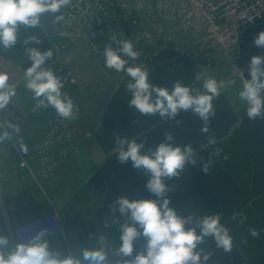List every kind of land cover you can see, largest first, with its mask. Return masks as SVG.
I'll list each match as a JSON object with an SVG mask.
<instances>
[{
	"label": "crops",
	"instance_id": "1",
	"mask_svg": "<svg viewBox=\"0 0 264 264\" xmlns=\"http://www.w3.org/2000/svg\"><path fill=\"white\" fill-rule=\"evenodd\" d=\"M52 19L45 15L40 29H22L15 47L0 51V72L9 76L16 97L21 98V102L16 98L21 105L0 110V124L11 134L10 140L0 144V233L8 234L15 244L13 227L17 223L55 210L60 230L48 238L53 248L64 254L75 252L85 246H98L97 238L103 235L110 242V257L120 235L119 225L113 221L119 219L122 223L124 218L118 211L113 216L109 206L120 196L155 199L145 187L149 177L134 169L131 161H117L113 133L144 142V152L163 141L165 132H171L175 144L193 146L198 162L186 165L179 178L165 181L173 189L167 193L170 206L181 215L220 212L221 222L233 237L231 253L217 249L211 238L200 246L211 253L207 264H264V118L248 119L246 105L238 98L240 73L250 78V57L264 56V48L254 45V38L264 30V16L239 32L232 30L223 36L216 33L206 48H198L193 55L178 48L176 41V46L160 45L126 65L145 64L151 83L169 89L177 80L193 84L195 75L202 71L217 81L236 79L214 99L215 116L210 119L208 133L201 132L203 121L190 111H181L175 120L168 121L158 114L142 116L129 108V77L107 69L104 58L99 59L102 63L100 72H96V85L91 81L94 78L75 84L68 74L79 68L87 74L96 59L84 56L89 44L82 34L72 27L65 28L64 22L53 25ZM192 19L200 22L195 15ZM133 34L135 41L149 37L147 31L142 33L136 28ZM28 35H36L41 43L26 46L23 41ZM66 40L69 43L59 47ZM26 47L41 51L51 48L54 57L44 67H51L60 78L67 73L62 91L76 104L71 121L62 120L53 109L35 107L32 93L23 83V69L31 63L25 56ZM104 49L98 45L100 57ZM63 56L65 60H61ZM197 87L202 90V82ZM78 102H82L80 106ZM9 124L13 127H7ZM16 125L19 133L14 131ZM210 137L215 138V144H208ZM21 139L28 145L27 154L19 149ZM217 148L220 154L213 155ZM209 158L213 163L204 174L202 164ZM233 213L237 214L235 219ZM253 228L259 232L257 237L250 234ZM139 242L143 246V239Z\"/></svg>",
	"mask_w": 264,
	"mask_h": 264
},
{
	"label": "clouds",
	"instance_id": "2",
	"mask_svg": "<svg viewBox=\"0 0 264 264\" xmlns=\"http://www.w3.org/2000/svg\"><path fill=\"white\" fill-rule=\"evenodd\" d=\"M72 4L73 0H0V51L13 49L22 29H40L41 18L45 15L53 17V25H60L65 21L62 9ZM23 43L26 46L33 43L38 45L41 40L36 35H28ZM115 44V48L111 45L105 47L104 65L109 70L129 77L126 82V90L131 94L129 108L142 116L158 114L161 119L168 121L175 120L181 111H190L203 121L201 132H209L210 119L215 116L214 99L224 89L234 85L236 79L217 81L202 72L195 75V82L191 85L177 80L171 89L161 87L151 83L150 72L145 64L126 67L129 60L135 61L140 56L133 40L117 39ZM254 45L264 48V30L256 35ZM25 56L31 63L23 69V83L32 93L35 107L53 109L59 118L71 121L76 104L67 92L62 91L64 84L61 78L51 67H44L46 61L54 57L53 50L26 47ZM124 56L128 59H124ZM247 71L250 78L240 73L238 98L246 105L248 119L264 118V56L252 55ZM201 82L202 90L197 87ZM16 94L15 86L9 83V76L0 72V110L6 108ZM14 131L20 132L18 125L14 126ZM113 135V151L117 161L120 164L131 161L134 169L143 171L149 177L145 187L155 196V199L120 196L114 205L109 206L113 216L118 211L120 217L124 218L122 223L119 219L113 221L119 225L121 241L114 252L123 259L113 261L109 258L110 242L103 235L97 238L98 246H85L64 254L50 245V241L45 239L48 230L42 228L26 240L17 239L15 244L8 234L0 233V264H207L211 253L200 246L209 238L214 240L217 249L225 253L232 252L233 237L230 229L221 222L220 212L202 216L191 212L181 215L170 206L171 199L167 193L173 189L165 181L179 178L186 165L197 164L198 154L191 144L177 145L172 133L165 132L164 140L155 148L142 152L144 142L118 133ZM10 139L11 134L4 124H0V144ZM215 143L214 137L208 139L209 145ZM18 145L22 153H28V145L22 139ZM220 152L221 149L217 148L213 155H219ZM224 158L227 159V156ZM212 163L211 158L204 162L201 172L208 174ZM236 215L233 213L232 218L235 219ZM20 231H17V236ZM250 234L257 237L259 232L253 228ZM140 239L144 241L143 247L135 251V242Z\"/></svg>",
	"mask_w": 264,
	"mask_h": 264
},
{
	"label": "rangeland",
	"instance_id": "3",
	"mask_svg": "<svg viewBox=\"0 0 264 264\" xmlns=\"http://www.w3.org/2000/svg\"><path fill=\"white\" fill-rule=\"evenodd\" d=\"M120 2L124 3L122 4V9L125 11L127 7L130 14L125 18H122L124 17L123 14L120 17L118 15V24L114 27H110L109 32L108 30L107 32L104 30V34L109 33L112 38H109V36H103L98 37L95 40H90L85 36L81 37L89 44L87 45V55L85 54L84 56L86 58L90 57V59H96V61L92 60L89 68L86 70L88 72L87 74L84 71H80V68L76 71V73L68 74V77L74 79L73 82L75 84H79L78 80L81 84L94 78L91 81L94 85H96V81L98 79H96V72L98 69L100 72L99 66L102 63L99 59L104 58L100 57L98 45H101L104 48L111 45L115 48L117 35H119V39H131L134 41L135 50L140 52L139 58H143V56L148 54L150 50L153 52L155 47H159L160 45H165L169 48H171V46H176V41H178V48H183L185 52L192 54L198 50V48H201L200 50L206 48L205 44L208 43L207 41L214 38L215 32L208 29V24H205V22L197 23L195 19L192 21V18L195 15L198 0H120ZM110 14H114V11H111L109 15ZM133 19L136 20V23L134 24L132 23ZM63 24L64 27L67 26L65 21ZM135 28L142 33L147 31L149 37L141 39L140 41H135L134 36L136 35L132 34ZM182 30L184 31V35H181L180 33ZM121 33L122 35H120ZM215 42L220 44L217 39ZM123 58L128 57L124 56ZM61 60H65V57L63 56ZM75 69L76 68H74V70ZM202 70L204 69L202 68ZM66 76L67 73L65 72V74L62 75L61 80ZM17 97H13L8 106L21 105V103H19L21 102V98ZM80 103L82 102H78L77 105L80 106ZM3 117L5 116L3 115Z\"/></svg>",
	"mask_w": 264,
	"mask_h": 264
},
{
	"label": "built area",
	"instance_id": "4",
	"mask_svg": "<svg viewBox=\"0 0 264 264\" xmlns=\"http://www.w3.org/2000/svg\"><path fill=\"white\" fill-rule=\"evenodd\" d=\"M122 4L124 3L120 0H73V4L63 12L65 23L69 28L76 29L78 34H82L90 40L103 36L110 38V34H104V30L109 32L110 27L118 24V15L120 17L123 14L124 17L122 18H125L130 14L127 7L125 11L122 9ZM111 11H114V14H110V16ZM195 16L200 22L208 24V29L223 36L233 33L232 30L239 32L252 22L261 19L264 16V0H198ZM132 23H136V20L133 19ZM79 30H83V32L80 33ZM67 43L69 41L66 40L59 47L63 48ZM42 228L48 230L45 239L54 236L60 230L59 218L55 210L41 213L17 223L13 227V233L16 240H26ZM18 230H21L19 236L16 235ZM120 243L118 238L115 248L119 247ZM142 247L137 240L135 251L141 250ZM109 258L113 261L123 259L117 257L114 251Z\"/></svg>",
	"mask_w": 264,
	"mask_h": 264
}]
</instances>
